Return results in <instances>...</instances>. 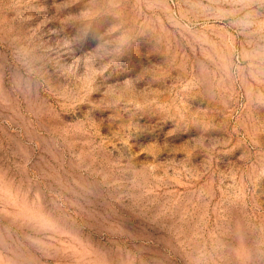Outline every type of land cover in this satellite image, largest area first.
<instances>
[{"label": "rangeland", "instance_id": "374dc122", "mask_svg": "<svg viewBox=\"0 0 264 264\" xmlns=\"http://www.w3.org/2000/svg\"><path fill=\"white\" fill-rule=\"evenodd\" d=\"M0 264H264V0H0Z\"/></svg>", "mask_w": 264, "mask_h": 264}, {"label": "clouds", "instance_id": "9594fccd", "mask_svg": "<svg viewBox=\"0 0 264 264\" xmlns=\"http://www.w3.org/2000/svg\"><path fill=\"white\" fill-rule=\"evenodd\" d=\"M221 14L222 15H227V13H221ZM240 25H241V27H248L249 26L246 19L241 20L240 21Z\"/></svg>", "mask_w": 264, "mask_h": 264}]
</instances>
